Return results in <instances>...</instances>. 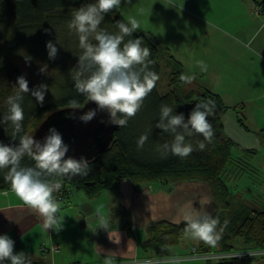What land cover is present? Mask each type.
<instances>
[{
  "label": "trees",
  "instance_id": "obj_1",
  "mask_svg": "<svg viewBox=\"0 0 264 264\" xmlns=\"http://www.w3.org/2000/svg\"><path fill=\"white\" fill-rule=\"evenodd\" d=\"M254 4L264 13V0ZM163 60L168 71L160 93ZM96 98L119 121L105 150L79 163L34 153L30 134L48 112ZM228 109L218 93L183 76L169 48L106 0H0V190L28 196L60 180L68 195L80 190L94 197L122 177L134 187L206 182L212 213L149 221L142 242L146 260L172 258L188 234L196 242L181 254L204 264H244L264 250V173L250 162L258 150L241 148L224 132ZM240 116L237 123L249 130ZM253 132L264 148V127ZM242 176L256 185L251 200L239 197L241 189L230 190ZM125 214L120 205L111 208L112 219ZM14 264L40 263L22 256Z\"/></svg>",
  "mask_w": 264,
  "mask_h": 264
},
{
  "label": "crops",
  "instance_id": "obj_2",
  "mask_svg": "<svg viewBox=\"0 0 264 264\" xmlns=\"http://www.w3.org/2000/svg\"><path fill=\"white\" fill-rule=\"evenodd\" d=\"M110 1L115 2L109 0V5ZM157 1L158 9L161 2L171 3L167 10L177 15L181 11L182 18L188 14L194 17L195 24L205 25L198 36L192 34L186 41L191 45L199 44L194 56L204 62L210 60L219 68L220 75L213 77L214 89L224 90L231 96L232 90L238 94L257 89L259 82L264 85V21L251 12L253 3L260 0ZM113 8L138 27L119 7ZM154 36L159 43L162 41ZM169 50L181 62L184 76L182 57L177 56L172 46ZM201 71L199 68L190 70L185 78L197 79L203 75ZM249 75L255 77L250 85ZM218 80L227 85L218 86ZM245 80L247 86L243 83ZM198 82L210 88L203 78ZM216 93L223 100L224 94ZM226 113L222 119L226 135L242 147L260 151L262 146L254 129H242L234 115ZM114 205L125 209L122 218H111ZM212 210L210 188L201 180L134 187L129 178L122 177L117 185L94 197L72 190L64 202H56L47 186L28 196L15 188L0 190V252L6 264H14L22 256L40 264H138L148 257L142 242L149 221L165 218L179 222L209 215ZM42 244L45 248H41ZM51 245H57L58 249L50 251ZM186 249L187 246L182 245L179 251ZM244 264H264V250H255L253 259Z\"/></svg>",
  "mask_w": 264,
  "mask_h": 264
},
{
  "label": "rangeland",
  "instance_id": "obj_3",
  "mask_svg": "<svg viewBox=\"0 0 264 264\" xmlns=\"http://www.w3.org/2000/svg\"><path fill=\"white\" fill-rule=\"evenodd\" d=\"M109 2V0H106ZM115 0V2L110 1V5L112 7L117 6L122 10V12L130 18L131 22H134L141 30H149L154 35L159 36L162 41L160 45L170 48L173 47V51L177 54L178 57H182L183 64L185 65L184 77L189 76L188 73L190 70L194 69H202L203 75H200L197 79H202L206 81L208 86L213 89L215 92H219L223 95V100L226 104L229 105V109L227 110V115L233 114L235 119L237 116L242 117L243 123L248 126L249 130L252 131L256 128L264 127V85L259 82L256 86L257 89H247L243 91H239L238 94L236 91H230L231 96L226 95L224 90L214 89L213 86L215 84V80L213 77L220 75L219 68L216 65H213L212 61L197 58L194 54L199 49L198 45H191L186 40L190 35L198 36L200 34L199 31H202L205 25L203 24H195L193 18L188 14L186 17L182 18L179 15H182L181 11H178V14H174L170 10H167L172 5L171 3L161 2L162 5L159 9L155 6V3H158L157 0ZM254 3L251 6V12L253 16L258 17L260 21H264V14L257 13L254 9ZM164 7L166 9H164ZM183 11V10H182ZM187 13V12H186ZM190 13V12H189ZM189 16V18H187ZM191 18V19H190ZM190 19V20H189ZM136 27V26H135ZM202 39V37H199ZM180 42V43H179ZM165 61H160V72L157 77V87L160 93H163L166 89V73L168 69L163 65ZM20 67L24 68L27 72L26 68L23 66V62L19 61ZM190 74H192L190 72ZM249 75L248 84H253L255 81V77ZM253 81V82H252ZM245 86L248 84L246 80L243 81ZM217 85L222 87L227 85V83L218 80ZM94 100H101V98H96ZM243 106H239V105ZM234 106L237 107V111L234 109ZM240 110V112H239ZM223 119V117H222ZM237 121V120H236ZM240 126V125H239ZM241 127V126H240ZM242 128V127H241ZM243 129V128H242ZM253 130V131H254ZM241 148L242 146L239 145ZM264 148H260V151L257 152L251 159L250 162H253L256 167H258L264 173ZM234 152H239V149H234ZM238 185V186H237ZM249 187L251 189H245ZM237 189H241V192H238ZM231 192H238L239 197L242 200H251L255 195L253 193L256 191V185L250 184L249 180L246 176L240 177V180H236L234 182V186H231ZM240 198H238L240 200ZM241 201V200H240ZM197 236L194 234H188L181 239V241L176 245L173 249L174 258H180L184 256L183 254L187 252V249L193 246L196 242ZM182 245L187 246V249L183 251H179ZM180 247V248H179ZM164 264H204L203 258H187L180 260H168L163 262Z\"/></svg>",
  "mask_w": 264,
  "mask_h": 264
},
{
  "label": "water",
  "instance_id": "obj_4",
  "mask_svg": "<svg viewBox=\"0 0 264 264\" xmlns=\"http://www.w3.org/2000/svg\"><path fill=\"white\" fill-rule=\"evenodd\" d=\"M118 126L107 102L88 100L48 112L31 132L30 143L42 159L79 163L105 150Z\"/></svg>",
  "mask_w": 264,
  "mask_h": 264
},
{
  "label": "built area",
  "instance_id": "obj_5",
  "mask_svg": "<svg viewBox=\"0 0 264 264\" xmlns=\"http://www.w3.org/2000/svg\"><path fill=\"white\" fill-rule=\"evenodd\" d=\"M254 9L257 13H261L264 14L261 10V8H258L256 5H254ZM47 189L50 191V193L53 195V199L56 202H64L66 200V197L69 193V187L66 186L62 181L60 180H54L53 182L49 183L47 185ZM45 245L42 244L41 248H45ZM50 251H56L58 249L57 245H51L48 248ZM190 257H196L195 255H188V256H182L180 258H169L170 260H180V259H187ZM169 259H151V260H144L142 262H151V261H155V262H159V261H163V260H169ZM0 263H4L3 258H0Z\"/></svg>",
  "mask_w": 264,
  "mask_h": 264
}]
</instances>
